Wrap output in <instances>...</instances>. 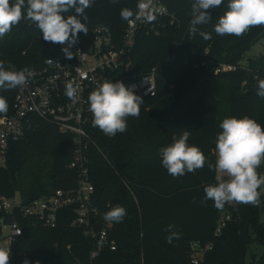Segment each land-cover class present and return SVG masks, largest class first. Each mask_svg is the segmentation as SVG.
<instances>
[{
  "label": "trees",
  "instance_id": "obj_1",
  "mask_svg": "<svg viewBox=\"0 0 264 264\" xmlns=\"http://www.w3.org/2000/svg\"><path fill=\"white\" fill-rule=\"evenodd\" d=\"M164 2L176 21L171 24L170 19L166 20L158 26V34L139 31L128 69L137 76L155 69L156 96L142 97L139 118H128L126 132L112 138L102 136L100 149L92 147L89 151L95 204L103 214L100 224L111 207L119 204L127 209L122 222L112 223L111 237L117 249H104L92 259L94 240L82 228L71 225L75 210L68 208L60 213L55 228L20 218L23 233L12 246L10 264H22L25 259L30 264H193L194 241L204 247L213 243L203 264H264L261 197L256 206L230 207L232 220L220 236H215L228 204L223 209L215 208L212 200L204 199V188L218 182L217 172L205 164L194 173L173 178L162 167L160 156V149L172 143L173 134L189 130L188 143L198 146L215 163L222 103L230 117L247 115L264 126V99L256 95L258 79H264V57L245 58L264 36V26H254L240 37L217 35L214 25L227 9L228 0H224L211 10L210 23L197 26L199 31L211 34L212 39L206 41L198 33L189 32L192 0ZM137 5L138 0H94L86 9L88 34L79 33L76 45L86 47L100 24L108 25L114 37L120 39L128 22L121 19V10H130L133 16ZM71 14L74 12L65 16ZM57 53L58 46L45 42L26 19L0 38V60L5 67L13 65L16 70L39 67ZM226 66L237 69H225ZM119 81L127 85L126 80ZM16 92L17 88H0V96L8 103L7 112L0 113V117L13 114ZM71 145L69 134L35 119L33 127L11 144L7 167L0 165V198L16 190L30 199L57 189L75 188L77 172L68 166ZM36 159L51 160L50 187L37 179L24 191L27 161ZM170 224L180 233V238L171 244L165 240V229Z\"/></svg>",
  "mask_w": 264,
  "mask_h": 264
},
{
  "label": "built area",
  "instance_id": "obj_2",
  "mask_svg": "<svg viewBox=\"0 0 264 264\" xmlns=\"http://www.w3.org/2000/svg\"><path fill=\"white\" fill-rule=\"evenodd\" d=\"M143 5V7H141ZM153 16L149 21L146 17ZM170 19L176 21L164 0H138L134 15L128 20L125 33L116 39L111 28L100 24L94 28L93 38L86 46H72L71 60L66 59L62 48L66 45L56 44L58 53L49 57L39 67L29 68L28 83L17 87L13 103V114L0 117V165L7 167L11 144L24 136L33 127L35 119L54 124L63 134L72 137L71 161L69 167L77 172V185L72 189H57L52 194L27 199L20 190L10 196L0 198V244L6 240L8 246L2 248L10 251L17 237L23 233L20 218H29L33 224L55 228L59 224L60 213L65 209L74 208L75 216L71 225L82 228L87 237L94 240L91 258L100 255L104 249H117V242L111 237L112 223L105 220L95 204V185L92 181L90 168V149H100L99 140L106 136L92 125V114L89 111L88 96L103 81L116 82L126 80V86H134L136 95L155 97L157 94L156 70L137 76L128 69L131 64L130 54L136 43L139 31L159 33L158 26ZM225 69H237L226 66ZM119 77H121L119 79ZM68 83L78 85V101L73 103L65 95ZM112 138V137H110ZM222 212L215 236H220L223 228L232 220L230 207ZM207 247L194 241L191 246L193 264H203Z\"/></svg>",
  "mask_w": 264,
  "mask_h": 264
},
{
  "label": "clouds",
  "instance_id": "obj_3",
  "mask_svg": "<svg viewBox=\"0 0 264 264\" xmlns=\"http://www.w3.org/2000/svg\"><path fill=\"white\" fill-rule=\"evenodd\" d=\"M116 2V0H113ZM94 0H0V38L9 33L21 20L29 21L42 34L45 42L66 45L62 52L66 59L73 58L72 46L78 42V34H88L86 9ZM224 0H192L189 32L199 34L204 40H211L210 33L199 31L198 25L211 22V10L220 7ZM143 7V5H141ZM74 14L65 16V13ZM121 19L129 20L132 12L122 9ZM149 21L153 16L146 17ZM82 20L84 22H82ZM254 26H264V0H228L227 9L218 18L214 31L219 36L234 35L240 37ZM51 63L52 60L48 59ZM28 68L16 70L15 66L5 67L0 60V88H17L28 83ZM134 86H126L122 81L105 80L88 96L92 125L106 136L114 137L128 128V118H139L143 99L136 95ZM79 86L68 83L65 95L73 102L78 101ZM256 95L264 99V79H258ZM8 103L0 96V113H6ZM221 131L215 138V163L205 156L195 145H190L189 130L178 136L173 134L172 143L160 149L161 165L173 178L194 173L207 164L210 170L220 175L216 184L204 188L205 200H212L214 207L223 209L225 204L258 205L264 185V174L258 169L264 163V126L248 117H226L220 124ZM127 215V209L119 204L104 213L108 223H120ZM175 225L165 229V240L171 244L180 238ZM0 264H10V251L0 249ZM22 264H30L25 259ZM35 264H39L36 261Z\"/></svg>",
  "mask_w": 264,
  "mask_h": 264
},
{
  "label": "rangeland",
  "instance_id": "obj_4",
  "mask_svg": "<svg viewBox=\"0 0 264 264\" xmlns=\"http://www.w3.org/2000/svg\"><path fill=\"white\" fill-rule=\"evenodd\" d=\"M245 58H253L255 60L264 57V36L260 38L245 54ZM226 104H221V118L222 120L226 117H230V113L226 108ZM51 171H52V164L50 159H36V160H28L26 169L24 172L23 178V190L27 191L28 188L31 187L32 183L39 179L46 187H50L51 181ZM260 174H264V163L261 164L260 168L258 169ZM220 174H216V179ZM218 181V179H217ZM261 192V216L260 220L264 223V185L260 188ZM8 246V242L6 240L2 241L0 244V249L5 248Z\"/></svg>",
  "mask_w": 264,
  "mask_h": 264
}]
</instances>
